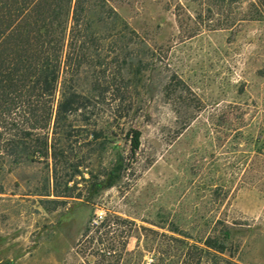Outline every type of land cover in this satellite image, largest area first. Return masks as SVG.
<instances>
[{
    "label": "rangeland",
    "instance_id": "obj_1",
    "mask_svg": "<svg viewBox=\"0 0 264 264\" xmlns=\"http://www.w3.org/2000/svg\"><path fill=\"white\" fill-rule=\"evenodd\" d=\"M251 2L112 1L150 34L136 46L147 69L134 59L123 89L103 86L56 167L5 160L0 264H264V22ZM118 154L121 179L92 194Z\"/></svg>",
    "mask_w": 264,
    "mask_h": 264
},
{
    "label": "trees",
    "instance_id": "obj_2",
    "mask_svg": "<svg viewBox=\"0 0 264 264\" xmlns=\"http://www.w3.org/2000/svg\"><path fill=\"white\" fill-rule=\"evenodd\" d=\"M112 1L0 0V168L5 160L49 159L56 167L71 150L60 142L83 136L79 124H90L103 86L119 81L123 89L134 59L138 74L147 69L136 46H145L150 34L128 23ZM250 7L251 20L264 22V0ZM86 136L98 140L103 131ZM141 136L131 127L125 133L131 159ZM261 138L255 145L264 158ZM125 160L118 154L103 180L94 178L92 194L121 179Z\"/></svg>",
    "mask_w": 264,
    "mask_h": 264
}]
</instances>
